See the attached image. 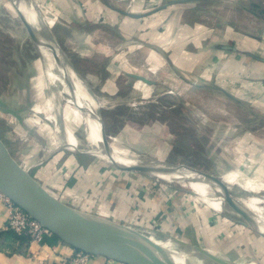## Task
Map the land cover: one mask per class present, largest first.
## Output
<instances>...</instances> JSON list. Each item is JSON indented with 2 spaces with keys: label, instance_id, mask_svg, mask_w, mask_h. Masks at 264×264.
I'll use <instances>...</instances> for the list:
<instances>
[{
  "label": "rangeland",
  "instance_id": "obj_1",
  "mask_svg": "<svg viewBox=\"0 0 264 264\" xmlns=\"http://www.w3.org/2000/svg\"><path fill=\"white\" fill-rule=\"evenodd\" d=\"M13 1L16 0H0V139L17 162L64 202L98 221L133 231L154 243L158 253L183 257L187 249L200 251L204 248L193 244L188 236L210 233L220 236L216 241L222 244L223 239L234 238L232 247L223 245L212 252L205 249L222 259L221 264H264V235L254 226L243 224V216L238 219L228 208L221 213L214 211L196 192L156 176L155 170H122L89 147L77 151L84 149L64 144L43 107L50 88L45 78L46 57L38 46L48 38L61 52L64 45L58 30L63 25L56 15L51 16L54 10L48 4L32 0L46 22L43 41L35 44ZM62 50L73 61L71 67L91 95L104 102L93 109L102 118L107 140L124 155L147 159L148 165L164 162L185 166L207 180L210 175L217 176L231 193L242 188L244 193L264 195V103L259 102L256 92L246 91L239 81L228 79L187 81L172 72L161 56L160 61L155 52L150 55V50L143 58L132 56L126 68L131 75L127 71L117 74L100 70L94 61L77 58L69 49ZM157 61L162 63V69L155 74L150 67ZM137 73L152 82L132 76ZM163 73H170L172 78ZM60 85L69 100L62 114L84 140L85 115L75 109L74 105L78 106L69 94L78 95L65 78L60 79ZM94 118L101 133L95 115ZM94 159L115 170L119 181L138 182L139 185L123 186L124 209L119 208L121 198L113 201L108 194L103 199L93 195L90 186L96 178L88 168ZM145 192L147 199L153 200L147 210L139 206ZM157 196L177 212L176 217L165 210L162 220L156 218ZM204 209L211 214L218 212L216 216L212 214L215 220L205 225L199 219ZM197 244L203 246L202 242Z\"/></svg>",
  "mask_w": 264,
  "mask_h": 264
},
{
  "label": "crops",
  "instance_id": "obj_2",
  "mask_svg": "<svg viewBox=\"0 0 264 264\" xmlns=\"http://www.w3.org/2000/svg\"><path fill=\"white\" fill-rule=\"evenodd\" d=\"M36 1L48 4L54 10L50 11L51 16L56 15L61 21L63 27L58 33L63 48L77 58L94 61L100 70L124 74L132 56L143 58L150 50V55L155 52L160 61L161 56L180 78L192 82L239 81L244 90L256 92L259 102L264 103V0ZM127 74L131 75L128 71ZM94 160L88 168V173L96 178L90 186L93 195L103 199L108 194L113 201L121 198L119 208L124 209L123 186L138 182L119 181L115 170ZM143 194L139 206L147 210L153 200L147 199L146 192ZM165 203L161 196L154 200L159 221L165 210L170 211L172 218L177 215ZM8 213L7 205L0 199V264H81L76 260V248L57 236L40 244L8 230ZM212 214L216 216L218 212ZM212 214L204 209L199 217L201 224L215 220ZM219 237L209 233L188 236V240L210 252L223 245L233 246V237L223 239V244L216 241ZM228 239L232 240L226 242ZM86 264L123 263L95 255Z\"/></svg>",
  "mask_w": 264,
  "mask_h": 264
},
{
  "label": "bare ground",
  "instance_id": "obj_3",
  "mask_svg": "<svg viewBox=\"0 0 264 264\" xmlns=\"http://www.w3.org/2000/svg\"><path fill=\"white\" fill-rule=\"evenodd\" d=\"M16 2L20 3L19 5L25 11L35 28L42 33L46 22L35 5V2L32 0H16ZM40 40L43 41V38L41 37ZM47 40L48 41L44 44L38 45L41 47V50H43L46 57L47 71L45 73V78L50 88L49 95L46 98L43 107L49 112L48 118L55 124L56 131L59 137L62 138L64 144L72 148L82 147L84 150H87L84 146L89 147V149H92L96 154L106 157L110 163L117 162L128 164L142 162L147 164V159L124 155L122 150L113 145L109 140L104 141L96 126L94 118L95 113L85 111L76 107L74 104L72 105H74L75 109L79 113L85 115L84 140L80 139L77 133L72 130L62 114L63 106L69 101L60 85V79H62V77L70 83L72 89L80 97V100L83 103L88 104L92 109L93 107L97 108L103 106L104 102L98 97L91 95L81 77L77 74L74 68L71 67L70 60L65 58V54H63L64 56H60L58 53L60 50L52 45V41L49 39ZM161 66L162 63L157 61L150 67V70L153 73L158 74ZM169 75L170 73L164 74L166 78L171 79L172 75ZM149 166L155 170L153 173H155L156 176L171 183H178L185 189L196 192L198 197H200L208 207L214 209V211L221 213L224 208H228L235 217L241 219V215L225 200L223 189L217 183L207 180L201 173L190 170L185 166L175 167L172 164L164 162H154V164ZM241 189H234V192L232 191L233 193L231 194L239 204L247 209L249 213L248 219L243 218L242 220L246 221L247 224L254 226L257 231L264 234V195L260 193H244ZM95 222L101 232L109 240L126 241L133 248L140 251L156 252V246L154 243L149 240H144L136 234H132L133 231L118 228L105 221L101 222L95 219ZM182 253H184L182 255L183 257L179 254L175 257L190 264H219L215 259L205 256L198 250L187 249Z\"/></svg>",
  "mask_w": 264,
  "mask_h": 264
},
{
  "label": "water",
  "instance_id": "obj_4",
  "mask_svg": "<svg viewBox=\"0 0 264 264\" xmlns=\"http://www.w3.org/2000/svg\"><path fill=\"white\" fill-rule=\"evenodd\" d=\"M12 4L27 28L33 42L35 44L41 43L42 33L35 28L18 2L13 1ZM59 54L62 56V51ZM132 76L147 83L152 82L149 77L141 73L132 74ZM69 95L78 107L85 111L95 113V117L101 128L102 138L104 141H108L107 134L103 130L102 118L98 116V113L88 104L83 103L77 96ZM114 166L122 170H153L148 164L142 162L128 164L115 162ZM209 179L223 189L224 197L228 204L241 216L248 219L249 213L247 209L234 199L229 186L217 176L210 175ZM0 192L8 196L34 219L49 229L55 236L74 246L76 249L93 255L104 256L123 264H190L177 257L161 254L157 251H140L133 248L126 241L109 240L97 226L95 222L96 217L64 202L49 192L28 169L23 168L17 162L1 139ZM241 222L249 225L246 221L241 220ZM200 251L202 254H206V256L215 259L220 264L223 262L218 256L205 251V249H200Z\"/></svg>",
  "mask_w": 264,
  "mask_h": 264
},
{
  "label": "built area",
  "instance_id": "obj_5",
  "mask_svg": "<svg viewBox=\"0 0 264 264\" xmlns=\"http://www.w3.org/2000/svg\"><path fill=\"white\" fill-rule=\"evenodd\" d=\"M0 199L7 205L8 208L9 213L6 221V228L8 230H13L18 235L26 236L29 241L37 242L40 244H43L48 237L55 236L38 220L34 219L29 213H27L19 205L13 202L8 196L1 192ZM93 256L95 255L83 250L76 249V260L81 264L88 263Z\"/></svg>",
  "mask_w": 264,
  "mask_h": 264
},
{
  "label": "trees",
  "instance_id": "obj_6",
  "mask_svg": "<svg viewBox=\"0 0 264 264\" xmlns=\"http://www.w3.org/2000/svg\"><path fill=\"white\" fill-rule=\"evenodd\" d=\"M10 231H12L14 234L18 235V234L15 233L13 230H10ZM19 236H21V235H19ZM21 237H25L26 239H28L26 236H21Z\"/></svg>",
  "mask_w": 264,
  "mask_h": 264
}]
</instances>
